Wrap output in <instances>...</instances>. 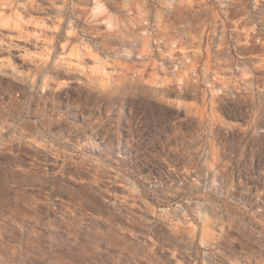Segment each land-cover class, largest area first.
<instances>
[{
	"label": "rangeland",
	"instance_id": "obj_1",
	"mask_svg": "<svg viewBox=\"0 0 264 264\" xmlns=\"http://www.w3.org/2000/svg\"><path fill=\"white\" fill-rule=\"evenodd\" d=\"M0 264H264V0H0Z\"/></svg>",
	"mask_w": 264,
	"mask_h": 264
}]
</instances>
